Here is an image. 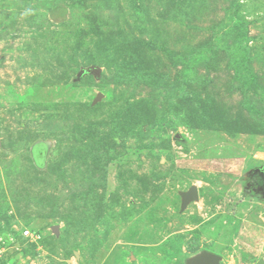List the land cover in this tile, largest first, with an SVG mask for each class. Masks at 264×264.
Instances as JSON below:
<instances>
[{"label": "rangeland", "instance_id": "374dc122", "mask_svg": "<svg viewBox=\"0 0 264 264\" xmlns=\"http://www.w3.org/2000/svg\"><path fill=\"white\" fill-rule=\"evenodd\" d=\"M204 251L264 261V0H0V264Z\"/></svg>", "mask_w": 264, "mask_h": 264}, {"label": "water", "instance_id": "95a60500", "mask_svg": "<svg viewBox=\"0 0 264 264\" xmlns=\"http://www.w3.org/2000/svg\"><path fill=\"white\" fill-rule=\"evenodd\" d=\"M83 74L86 75H94L97 79L101 76V70L97 67L89 68L84 70ZM102 98V96H99L97 98V101H99ZM184 199V205H187L191 201H196L199 198V192L196 187H191L190 190L183 195ZM58 227L54 228V231L57 232ZM221 258L220 256L204 251L192 260L189 261V264H220ZM258 264H264V261H260Z\"/></svg>", "mask_w": 264, "mask_h": 264}]
</instances>
